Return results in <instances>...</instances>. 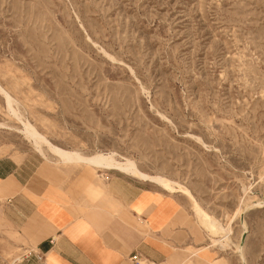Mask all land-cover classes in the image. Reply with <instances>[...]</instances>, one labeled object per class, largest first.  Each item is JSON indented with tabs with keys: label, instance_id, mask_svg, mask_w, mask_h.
Here are the masks:
<instances>
[{
	"label": "rangeland",
	"instance_id": "374dc122",
	"mask_svg": "<svg viewBox=\"0 0 264 264\" xmlns=\"http://www.w3.org/2000/svg\"><path fill=\"white\" fill-rule=\"evenodd\" d=\"M0 86L53 144L115 153L179 182L223 225L243 201L252 204L243 252L248 264H264V206L256 207L264 200V0H0ZM0 125V158L38 171L44 188L49 173L79 209L115 211L103 205L115 177L162 192L114 171L45 161L14 130L20 124L1 96ZM173 196L190 214L191 201ZM22 219L0 197V264L28 253ZM231 228L240 242L239 219ZM208 247L241 264L231 250Z\"/></svg>",
	"mask_w": 264,
	"mask_h": 264
},
{
	"label": "crops",
	"instance_id": "0c3cea01",
	"mask_svg": "<svg viewBox=\"0 0 264 264\" xmlns=\"http://www.w3.org/2000/svg\"><path fill=\"white\" fill-rule=\"evenodd\" d=\"M28 170L26 163L0 158V197L23 215L21 227L29 245L18 264H133V256L141 264H226L196 243L191 216L200 229L193 212L187 213L173 195L115 177L113 196L103 203L115 211L85 202L81 209L86 211L81 212L77 197L61 181H50L46 173L44 188L34 181L38 171ZM88 186L102 195L97 183Z\"/></svg>",
	"mask_w": 264,
	"mask_h": 264
},
{
	"label": "bare ground",
	"instance_id": "6f19581e",
	"mask_svg": "<svg viewBox=\"0 0 264 264\" xmlns=\"http://www.w3.org/2000/svg\"><path fill=\"white\" fill-rule=\"evenodd\" d=\"M0 96L6 104L8 114H12L13 118L15 117L20 124V128L14 130H17V132L31 145L32 149L42 159L49 163H53L55 160L56 164L63 166L84 167L94 173L96 171H114L134 180L153 185L162 190L164 193H168L170 195H184L191 201L192 211L197 222L196 225L198 229L206 233L207 240L209 241L208 246H217L223 251L231 250L233 253L238 255L241 264H248L243 252L244 247L242 246V242L247 234V226L243 221V215L252 206V204L249 205V203H245L243 201L242 205L237 209L235 214L230 217L228 223L223 225L219 220L212 217V215L201 208L193 194L183 184L160 175H150L144 173L139 169L134 161L124 158L123 156L119 157L115 153H95L92 155H83L77 150L63 149L53 144L45 135L41 134L38 129L29 122V120L22 118V115L14 108L16 101L11 97L9 92L1 86ZM0 126L5 127L4 125ZM198 141L201 142L200 139ZM243 193L244 195L247 194L246 188H243ZM262 206H264V200H261L256 204V207ZM237 219H239L242 228L240 242L238 243L233 242L231 237V226Z\"/></svg>",
	"mask_w": 264,
	"mask_h": 264
},
{
	"label": "built area",
	"instance_id": "2783aa9c",
	"mask_svg": "<svg viewBox=\"0 0 264 264\" xmlns=\"http://www.w3.org/2000/svg\"><path fill=\"white\" fill-rule=\"evenodd\" d=\"M131 260H132V263H133V264H141V259H140L139 257H137V256H133V257L131 258ZM38 261H42V258L39 257V258H38Z\"/></svg>",
	"mask_w": 264,
	"mask_h": 264
}]
</instances>
